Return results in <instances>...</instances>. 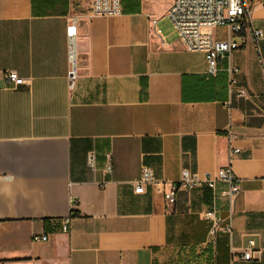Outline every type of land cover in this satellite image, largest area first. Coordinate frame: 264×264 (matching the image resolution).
Instances as JSON below:
<instances>
[{
  "label": "crops",
  "instance_id": "0c3cea01",
  "mask_svg": "<svg viewBox=\"0 0 264 264\" xmlns=\"http://www.w3.org/2000/svg\"><path fill=\"white\" fill-rule=\"evenodd\" d=\"M246 1L264 29L263 0ZM171 2L90 15V0H0V264H264V39L247 36L209 76L167 17ZM7 70L26 83L13 87ZM229 164L243 190L232 233L214 240L201 212L215 195L226 215V184L180 188L173 206L162 185L133 184L143 165L175 181ZM251 239L259 253L246 260Z\"/></svg>",
  "mask_w": 264,
  "mask_h": 264
},
{
  "label": "built area",
  "instance_id": "2783aa9c",
  "mask_svg": "<svg viewBox=\"0 0 264 264\" xmlns=\"http://www.w3.org/2000/svg\"><path fill=\"white\" fill-rule=\"evenodd\" d=\"M90 15H114L121 12L122 0H90ZM264 3V0L262 1ZM167 17L184 43L186 49L190 51H203L207 60V74L214 76L221 70L220 62L223 58L229 57L233 50L241 47L247 36L257 44L264 39V29L257 28L252 23V9L246 0H172L167 11ZM78 16H73L67 26V36L69 39V57L71 67L69 70V85L74 88L77 79L76 50L73 36L76 32ZM155 22V20H154ZM224 28L223 33H214L215 28ZM262 60V59H261ZM229 73L236 72L235 67L229 66ZM5 77L13 87L24 85L26 79L14 70H7ZM241 94L246 90L241 89ZM234 133L229 136V157L232 158L239 150L234 146ZM88 162L91 166L95 163V153L88 155ZM111 166H109V169ZM242 177H240L229 164L218 170L216 175L206 173L200 175L183 169L178 180L160 179L155 175L154 170L143 165L141 175L133 181L137 192H144L148 184H159L164 187V198L168 206L175 205L176 195L180 188L192 189L195 187L208 186L215 190L218 183L226 184V188L221 191L228 202L226 215H220L215 206V198L212 207L201 212V216L209 221V234L214 240L219 232L232 233L233 221L236 213V199L243 190ZM69 218L65 219L63 230L67 231ZM33 239L36 241L47 240L48 235L35 234ZM259 253L255 241L249 240L244 248L242 258L246 260L255 259V253Z\"/></svg>",
  "mask_w": 264,
  "mask_h": 264
},
{
  "label": "rangeland",
  "instance_id": "374dc122",
  "mask_svg": "<svg viewBox=\"0 0 264 264\" xmlns=\"http://www.w3.org/2000/svg\"><path fill=\"white\" fill-rule=\"evenodd\" d=\"M224 31H225L224 28H219V27H218V28H215V29H214V33H215V34H216V33H219V32H220V33H223Z\"/></svg>",
  "mask_w": 264,
  "mask_h": 264
}]
</instances>
